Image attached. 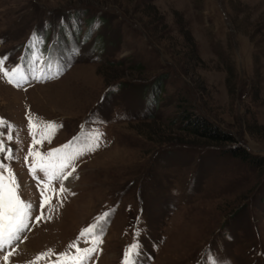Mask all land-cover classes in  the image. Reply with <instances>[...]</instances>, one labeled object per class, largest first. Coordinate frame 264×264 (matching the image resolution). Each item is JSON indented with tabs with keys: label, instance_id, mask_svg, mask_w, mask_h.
<instances>
[{
	"label": "rangeland",
	"instance_id": "rangeland-1",
	"mask_svg": "<svg viewBox=\"0 0 264 264\" xmlns=\"http://www.w3.org/2000/svg\"><path fill=\"white\" fill-rule=\"evenodd\" d=\"M5 56L28 80L0 73L3 162L23 199H51L0 264L89 248L81 232L103 213L85 264H122L135 242L137 264H264V0H0ZM191 113L219 138L195 133ZM29 117L37 140L52 123L51 143L33 145ZM63 145L83 154L45 189L29 149Z\"/></svg>",
	"mask_w": 264,
	"mask_h": 264
},
{
	"label": "snow or ice",
	"instance_id": "snow-or-ice-1",
	"mask_svg": "<svg viewBox=\"0 0 264 264\" xmlns=\"http://www.w3.org/2000/svg\"><path fill=\"white\" fill-rule=\"evenodd\" d=\"M32 39L34 43L39 42V37L36 33H33ZM34 43L29 44L28 47L32 48ZM7 59V56L0 57V73L7 78L9 84H13V86L20 88L22 87V82H27L28 77L24 74L20 66L6 69L4 64ZM0 127H6L8 129L7 132H0V154L3 155V160H0V253H3L4 261L8 262L15 251L13 247L14 242L23 240L30 227V221L38 223L43 218L45 204L50 202L51 197H45L44 190H41L42 199L38 207L31 201L22 198L21 183L11 167L3 162L4 160H12L15 158L13 150L5 146V139L9 141L13 140L11 134L12 125L0 118ZM29 127L30 134L33 135V145L42 143L43 140L46 139L51 143V139L48 136V131L53 128L51 122L45 123V131L41 133L40 140H37L35 138V132L31 131L37 127L31 117H29ZM99 135L100 134L97 133L93 138L95 147L99 146ZM69 149L70 145H63L60 148L47 151L42 155L38 150L30 148L28 155L33 157V164L30 166L29 171L33 179H37V169L43 173L41 182H43V180L47 181L45 189H47L53 181H63L67 179L72 173H66L65 169L71 167L72 172H74L75 167L73 161L77 159L79 155L83 154L79 150ZM89 150H94V148H90ZM27 159L28 157H25L26 162ZM65 191L66 189L61 183L58 194H62ZM37 212L39 214H34ZM110 214L111 213H103L95 224L90 225L81 232V237L85 238L86 242H90L91 247L81 249L78 247L77 242L73 241V243L69 245V249L75 248V254L70 250L58 254L49 250L47 253L40 254L33 264H38L39 260L51 257L52 255L56 256V260L53 264H85L86 261L92 260L94 255L99 251V245L103 243L101 238L103 234V224L107 222V216ZM89 236L91 237L90 241H88ZM9 248H12V251H7ZM139 248V242L130 245L124 253L122 264H137L136 258L139 255Z\"/></svg>",
	"mask_w": 264,
	"mask_h": 264
},
{
	"label": "trees",
	"instance_id": "trees-1",
	"mask_svg": "<svg viewBox=\"0 0 264 264\" xmlns=\"http://www.w3.org/2000/svg\"><path fill=\"white\" fill-rule=\"evenodd\" d=\"M186 121L191 124V126L196 129L195 133L200 134L202 136H210L213 139H217L216 137L212 134V124H210L208 121L203 119L202 117H199L198 115L191 113V114H186ZM219 138V137H218ZM239 156H242L245 159L251 160L253 162H257V158L252 156L250 153H248L245 150H242V153L240 152L237 154Z\"/></svg>",
	"mask_w": 264,
	"mask_h": 264
},
{
	"label": "bare ground",
	"instance_id": "bare-ground-1",
	"mask_svg": "<svg viewBox=\"0 0 264 264\" xmlns=\"http://www.w3.org/2000/svg\"><path fill=\"white\" fill-rule=\"evenodd\" d=\"M20 67L22 68V66H20ZM22 70H23V68H22ZM23 72H24V71H23ZM23 243H24V242H23ZM23 245H24V244H23ZM25 245H26V244H25ZM25 245H24V247H26Z\"/></svg>",
	"mask_w": 264,
	"mask_h": 264
}]
</instances>
